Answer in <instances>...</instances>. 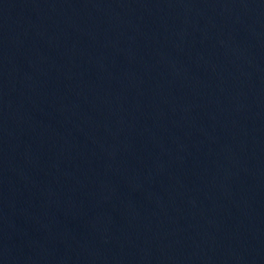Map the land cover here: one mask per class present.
Returning a JSON list of instances; mask_svg holds the SVG:
<instances>
[{
    "label": "water",
    "instance_id": "obj_1",
    "mask_svg": "<svg viewBox=\"0 0 264 264\" xmlns=\"http://www.w3.org/2000/svg\"><path fill=\"white\" fill-rule=\"evenodd\" d=\"M264 223V0H113Z\"/></svg>",
    "mask_w": 264,
    "mask_h": 264
}]
</instances>
